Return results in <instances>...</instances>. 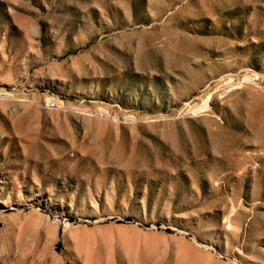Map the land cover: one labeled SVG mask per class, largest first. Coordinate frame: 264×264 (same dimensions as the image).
<instances>
[{
  "label": "rangeland",
  "instance_id": "rangeland-1",
  "mask_svg": "<svg viewBox=\"0 0 264 264\" xmlns=\"http://www.w3.org/2000/svg\"><path fill=\"white\" fill-rule=\"evenodd\" d=\"M0 264H264V0H0Z\"/></svg>",
  "mask_w": 264,
  "mask_h": 264
}]
</instances>
